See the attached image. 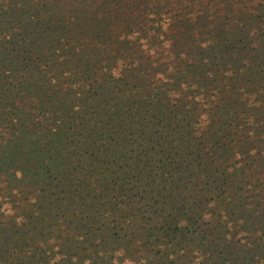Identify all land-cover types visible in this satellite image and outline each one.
<instances>
[{
  "label": "rangeland",
  "instance_id": "rangeland-1",
  "mask_svg": "<svg viewBox=\"0 0 264 264\" xmlns=\"http://www.w3.org/2000/svg\"><path fill=\"white\" fill-rule=\"evenodd\" d=\"M9 1L0 0V9L4 16L7 15L5 13L8 12ZM255 3L264 7V0H256ZM136 7V12H141L139 9L141 6L136 5ZM255 11L264 12L261 6ZM75 12L68 14L66 24L62 23L61 26L45 17L40 20L32 12L31 18L29 17L31 20L27 19V22L33 24L28 28L25 22L17 19L18 21L14 22L15 26L0 34V45L3 44V48L0 47V98L11 91L17 101L24 104L33 120H38L45 128L47 124L55 125L53 133L44 136L45 145L39 151L33 149L32 140L35 132H28L23 127L17 131L18 139L10 145L14 147L10 148L6 145L1 151L3 143L13 135L10 134L9 129L0 127L2 133L0 134V234L5 228L11 230L24 228L20 236L26 232L23 240L27 239V245L22 239L18 241L17 238L2 243L5 245V251L0 253V258H7L11 261L10 264L13 261L22 262V259L33 258L28 255L37 259L34 264H70L71 260L77 264H262L264 255L258 254L256 258H251L245 249L250 246L249 239L243 237L245 233L243 235L240 232V225L232 221L231 214L242 203V186L237 178L223 181L219 185L217 175L214 174L212 177V160L225 162L230 158L231 155L224 152L226 143L233 144L234 140L241 136L238 130H224L219 127L223 106L228 102L227 91L220 93L209 83L207 76L201 75L202 72H198L197 78H191L192 80L188 82L189 77H185V74H188L182 71L184 67L189 70L194 62L199 61L196 58L201 50L218 48L214 31L211 34L208 31L209 36L206 38L195 31L179 34L177 37L181 36L179 40L183 44L181 50L188 53L187 57H184L186 63L174 62L175 67L170 66L165 75L161 76L164 85H160L158 81L153 82L159 83L164 89L171 87L168 91L170 99H164L169 101L170 106L174 104L184 106L182 102H187L185 108L187 110L193 108L194 112L189 111L193 119L190 125L191 132L179 133L173 127L165 129L160 126L151 129L146 126L144 116H134L123 121L121 119L126 115L124 111L112 115L110 109L107 111H103L102 108L97 109L93 115L98 122L114 117L122 124L121 133L118 135H123V148L128 153L121 160H115L110 151L103 152L99 155V159L88 167L94 171L84 173L81 166L84 161L91 159H81L82 162L77 160L78 157L74 154L77 152V145L74 141L79 137L74 135L65 137L56 129L57 125H64V122L71 117L82 118L75 111L66 109L62 104V96L56 88H59L60 92H64L66 87L84 90L83 83H91L80 79L76 74L78 70L68 69L74 62L73 56L79 51L77 41L81 39V35H84L83 29L76 21ZM3 14H0V18ZM144 14L142 17L133 15L131 20L136 19L133 24L137 25L126 27L121 35L130 37L133 34L131 29L135 34H141L140 25L137 23L139 18L141 20L146 18L142 22L148 29L162 22L155 18L157 16L155 14L152 16ZM235 18L239 20L238 16ZM107 20L111 33H104L106 36L100 40H106L109 36L115 37L124 30L114 16H110ZM129 28L131 29L127 32ZM66 31L68 34L62 36ZM18 32L22 33L23 40L17 39L21 37L18 36ZM33 33L36 34V39ZM188 33L193 39H188L191 37ZM245 34L248 42H241L242 38H246ZM258 35V29L254 27L252 29L249 21L248 25L241 21L234 31L230 32V36H238L231 48L245 50V54L240 55L244 60L236 61L237 64L255 65L256 58L252 53L262 48L257 41ZM13 36L16 39L7 43V38ZM49 36L59 40L63 56L51 55V50L48 48ZM74 42L76 45H72ZM98 43L99 40L91 37V47L94 46L95 49L98 46L95 44ZM255 47L259 48L255 50ZM166 54L172 55L170 51ZM193 54L194 56H191ZM50 58H52L51 62ZM228 58L229 55L226 54L225 60H220L224 71L214 84L218 82L228 86L230 84L224 63L227 62L232 66L231 69L225 66L232 73L238 70L236 64ZM2 59L6 60L5 65ZM122 61L116 66V75L113 76L112 81L113 84L118 83L117 88L120 92L116 96L114 91H110L108 100L112 103L123 101L126 102L125 104L133 105L136 101L134 93L139 91L137 96L142 97L144 93L140 91L141 88L131 84L136 80L135 75H120L123 68ZM30 63L34 64L38 75L28 72ZM256 63L264 66L262 59ZM74 77L82 81H73ZM99 77L103 79V76ZM122 78L130 79L131 83L127 80L123 82L118 80ZM140 78V82H144L145 77ZM32 82L35 85L45 84L46 88L53 86L52 90L49 89L48 97L52 101L46 100L41 95H32V90L28 93L25 86ZM150 83L151 80H148L147 84ZM37 88L36 85L33 89L37 90ZM34 99H37V107H31ZM139 107L152 112L144 106ZM141 108L137 109L141 110ZM145 111L143 112L147 116H151ZM20 114L22 116V113ZM101 124L94 123V129L103 130ZM111 124L106 123L103 127L108 129ZM47 129L42 131L43 135L46 134ZM220 130L221 135H217L215 131L220 132ZM105 133L110 135L112 132ZM219 136L218 141L213 140ZM61 139L62 142L59 144ZM57 147H61L62 152ZM162 147L168 151H163ZM231 157L229 161H234V157L238 155ZM132 161L138 164L130 169L127 163ZM229 161H226L222 168L226 167L230 170ZM148 162L150 165H147ZM65 163L70 164L69 170L78 168L84 175H88L84 180L79 178L80 180L74 185L87 194L79 198L80 205L92 208L81 212L85 218L84 221H80L83 228L72 225L74 212L60 218L47 216V222H39L37 216L41 212L39 209L42 208V200L49 197L48 192L51 187L47 183L50 172L57 173L56 170H64ZM123 164H126L125 169L130 171L144 169L145 172L126 177ZM150 167H155L156 174L151 173ZM166 170L170 171L164 173ZM230 176L235 178L236 174L231 173ZM18 179L22 180L27 190L21 191L15 188L14 184L18 183ZM6 180L12 182L11 188L8 187ZM102 183L109 186L105 187ZM87 184L93 186L92 191L84 190ZM242 184L249 185L243 182ZM164 186H167L165 191L170 197L153 196ZM87 203L91 206L84 205ZM255 224L257 222L253 221L251 229L254 233H261V230L255 229ZM251 241H255V238ZM227 250L231 251L230 258Z\"/></svg>",
  "mask_w": 264,
  "mask_h": 264
},
{
  "label": "trees",
  "instance_id": "trees-1",
  "mask_svg": "<svg viewBox=\"0 0 264 264\" xmlns=\"http://www.w3.org/2000/svg\"><path fill=\"white\" fill-rule=\"evenodd\" d=\"M255 1L256 0H10L8 3V12L5 13L7 14L6 16H4L0 9V14H3L2 18H0V34H4L9 28L15 26L14 22L18 21L17 19L25 22L28 28L33 22H27V19L28 21L31 20V14L33 13L40 20L42 17H45L55 24L59 23L61 26L62 23L66 24L65 21L68 19L67 15L72 13V11H76V21H78V26L83 29L82 34L84 35H81V39L77 41L79 43V51L73 56L74 62L68 69L78 70L76 73L79 75L78 77L91 83H83L85 86L84 90L66 87L64 92H60L58 90L59 88H56V91L62 96V104L66 109L71 112L75 111L76 114L78 113L79 116L82 117L79 119H73V117H71L70 120L64 122V125H57L56 129L65 137L70 135L79 137L74 141L77 145V152L74 154L78 157L77 160H79V162L83 161L81 159H91L90 161H84V164L81 166V170L84 173H91L94 170H90L88 167L97 161L99 155L103 154V152L110 151L115 160H121L128 153L123 148V135H118V133H121L120 127H123L122 124L117 122L114 117L98 122V119L93 115L97 112V109L102 108L103 111L110 109L112 115L120 114L118 111H124L126 115L121 119L123 121L127 118H133L134 116H144L143 119L146 120V126L151 129L160 126L165 129L173 127L176 131H179V133L181 131H186V133L191 132L190 125L193 119L190 117L189 111L194 112V110H192L193 108L187 110L185 108L187 102H182L184 106H177L176 104L170 106L169 101H165L164 99H170L168 91H170L171 87L169 86L164 89L160 86L165 84L161 82V76L165 75L170 66L175 67L174 62L181 61L182 64L186 63L184 57H187L188 53L181 50L183 44L179 40L181 36H179V38L177 37L179 34L195 31L203 38H206L209 36V32L211 34L214 31L213 35H216L218 48L201 50L196 58L199 59V61L196 63L194 62L193 67L189 68V70L184 67L182 71L189 75L185 74V77H189L188 82L192 80L191 78H197L198 72H202L201 75L207 76L210 80L209 83L213 85V87H216L220 93L225 90L227 91L226 96L228 102L223 106L219 127L224 130H238L241 133V136L235 139L233 144L226 143V147L224 148V152L229 153L231 156L238 155V157H234V161H229L232 157L228 155L230 158L226 159L225 162H230V170L226 167L222 168L225 162L224 160H220L221 158L218 159L220 161H215V159H213L211 162L213 167L212 177L214 174L217 175L216 178H219V185L223 181L229 179L236 180L237 178L239 184L242 186V203L237 210H234L231 217L233 222L240 225V232H242L243 235L245 233L243 237L249 239L248 243H250V246L245 249L249 252L251 258H256L258 254L264 255V66L260 63H256L262 59L264 65V12L257 13L255 10H258L259 6L264 10V7L259 3H255ZM136 5L141 6L139 8L141 12H136ZM144 13L150 16L155 14L157 15L155 18L162 20V22L148 29L145 28L143 25L144 22H142L146 18L144 17L142 20L141 18H137V23L141 28V34H135V31L129 28L127 32L131 29L133 33L130 37L121 35L126 27L137 25L133 24L136 19L131 20L133 15L142 17ZM110 16H114L117 23L121 24L124 30L117 33L115 37L109 36L106 40H100L106 36L104 33H111V28L107 23V18ZM235 16H238L239 20H237ZM241 21L246 22L247 25L249 21L252 29L253 27L258 29L259 35L257 41L261 44L262 48L257 50L259 47H255L257 51L256 53H252L256 58L254 62L255 65L246 66V64H237L236 61H240V59L244 60L240 55L245 54V50L236 49V47L231 48L238 36L232 37L230 36V32L234 31V28ZM33 34L36 39V34ZM67 34L68 32L66 31V34H62V36H66ZM20 35L21 37L17 39L23 40L22 33L18 32V36ZM245 35L246 38H242L241 42H248L247 34ZM188 36L191 35L188 33ZM91 37L99 40V43L95 44L98 45L95 49L93 48L94 46L91 47L90 45ZM15 39L16 37L13 36L9 39L7 38L6 41L10 43ZM48 39H50L48 48L51 50V55L57 57L63 56L64 53L63 50L60 49L61 44L59 40L51 36H49ZM61 39L64 40L63 37H61ZM188 39L193 38L191 36L188 37ZM192 42L195 43L194 40H192ZM5 45L6 43L4 46ZM72 45H76V42ZM0 47L3 48V44H1ZM169 51L172 55L166 54ZM226 54L229 55L228 59L236 64L238 70L232 73L231 70L225 67L228 66L231 69L232 66L227 62L224 63L223 65H225L224 68L228 72L226 74L230 79V84L229 86L221 84V82L214 84L217 82V77L222 75L224 71L220 65V60H225ZM191 56H194V54ZM63 59L66 60L65 58ZM51 60L52 58H50L49 61L51 62ZM121 60H123V68L120 71V75H135L136 80H134V83H131L130 79L125 78L118 80L122 82L123 80H127L137 88H141L140 91L144 93V97L137 96L139 91L134 93L136 101L133 105L128 103L125 104L126 102L123 101H114V103H112L108 100L110 99V91H114L116 96L120 92V89L117 88L118 83L115 82L116 84H113L112 81L114 80L113 76L116 75V66L118 63H121ZM5 61V59H2L4 65ZM27 70L28 72H33L34 75H38L33 63L28 64ZM97 76H103V79ZM140 77H145L144 82H140ZM75 80L76 78L74 77L73 81ZM82 80L77 79L76 81L79 82ZM148 80H151L150 84H147ZM154 81H158L160 85L159 83H153ZM200 81L203 82V80ZM33 85H35L34 82L25 86V90H27L28 93H31L32 90V95H41L46 100L52 101V99L48 97L50 96L49 89L52 90L54 88L53 86L46 88L45 84H36L38 87L36 90L33 89L36 85ZM81 95L82 97L79 98ZM223 96L225 95L223 94ZM139 106L151 109L152 112H147ZM31 107H37V99H34ZM137 108H141V110ZM142 110L150 113L151 116H147ZM20 113H22V116ZM217 115L219 116L218 112ZM94 123H102L100 127L103 128V130L94 129ZM106 123H112L108 129L103 127ZM52 126L53 128H50ZM54 126L55 125L47 124V132L43 135L42 131L46 128L38 120H33L29 116L24 104L17 101V98L11 91L1 96L0 127L9 129L10 134L13 135L12 138L8 137L6 142L3 143L1 151L6 145L10 148L14 147L10 145L18 139L17 131L22 127L28 132H35L33 135L34 140H32L33 149L34 151L36 149L39 151L44 148V136H50L53 133ZM184 126L186 128H184ZM105 132L112 133L108 135ZM215 132L217 135H221V130L220 132ZM0 134L2 135L1 131ZM62 139L59 144H61ZM219 139L220 136L213 140L218 141ZM58 149L62 152L61 147ZM162 150L168 151L165 147H162ZM222 156H224V153H222ZM137 164L138 162L136 161L127 163L130 169ZM69 165V163L63 164L64 170H56L57 173L50 172L47 183L51 187L48 192L49 197H45L44 200H42V208L39 209L41 212L38 213L39 215L37 216L39 222H47V216L60 218L61 216H69L74 212L75 216L72 217V225L83 228L80 221H84L85 218L81 215V212L89 211L92 208L80 205L79 198L87 196V194H85L83 190H78L74 185H76V181L80 179L84 180L88 175H84L78 168L69 170ZM147 165H150V163L148 162ZM57 166L59 167L60 165ZM123 167L126 177L136 176L145 172L144 169H137L134 171L125 169L126 164H123ZM221 168L223 170H221ZM149 170L151 173L156 174L155 167H150ZM168 171L170 170H166L164 173ZM231 173H235L236 177H231ZM6 182L9 188L13 186L12 182L8 180H6ZM242 182L249 185H244ZM102 185L105 187L109 186L104 183H102ZM14 186L21 191L27 190L21 179H18V183L14 184ZM166 188L167 186H164L160 189L161 191H156L158 193L154 192L155 194L153 196L170 197L166 194ZM92 189L93 186L90 184L84 187V190L92 191ZM84 205L91 206V204L88 203ZM73 218L77 220H73ZM253 221L257 222V224H255V229L261 230V233L253 232L251 229ZM18 229L19 230H11L5 228L2 230L3 232L0 234V253L5 251V245L2 243L15 240L16 238L18 241L21 239L23 240L26 232H23L22 236H20V233L25 229ZM253 238H255V241L252 242L251 240ZM256 240L259 241L256 242ZM23 241L26 242L27 239ZM227 253L229 257L231 251L227 250ZM28 256L33 258L22 259V262L13 261L12 264H34L37 259L34 256ZM232 256H235V252L232 253ZM9 262L11 261L7 260V258H0V264H10ZM70 264L77 263L71 260ZM262 264H264V262Z\"/></svg>",
  "mask_w": 264,
  "mask_h": 264
}]
</instances>
